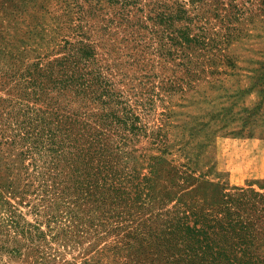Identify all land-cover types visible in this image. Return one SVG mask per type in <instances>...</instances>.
Here are the masks:
<instances>
[{
    "label": "trees",
    "instance_id": "obj_1",
    "mask_svg": "<svg viewBox=\"0 0 264 264\" xmlns=\"http://www.w3.org/2000/svg\"><path fill=\"white\" fill-rule=\"evenodd\" d=\"M180 36L158 56L177 45L186 72L204 48L213 60L216 42ZM72 50L61 73L22 76L26 104L0 130V264H264V179L213 184L198 153L172 164L171 125L144 124L157 96L150 77L132 101L95 66L89 45ZM173 84L159 89H181ZM144 139L157 154L138 148Z\"/></svg>",
    "mask_w": 264,
    "mask_h": 264
},
{
    "label": "rangeland",
    "instance_id": "obj_2",
    "mask_svg": "<svg viewBox=\"0 0 264 264\" xmlns=\"http://www.w3.org/2000/svg\"><path fill=\"white\" fill-rule=\"evenodd\" d=\"M180 33L216 42L213 60L204 48L189 57L196 66L186 72L176 66L177 45L158 56L159 45L181 41ZM84 44L124 95L150 77L157 96L144 124L171 125L165 159L176 165L198 153L199 172L227 188L264 179V0H0L1 131L26 104L22 76L61 73L72 49ZM141 66L148 76H139ZM162 82L181 89H159ZM5 147L0 143L1 155ZM138 148L158 153L146 139Z\"/></svg>",
    "mask_w": 264,
    "mask_h": 264
}]
</instances>
